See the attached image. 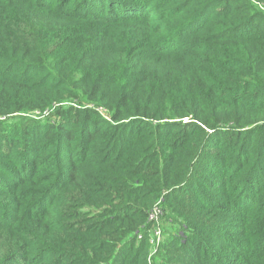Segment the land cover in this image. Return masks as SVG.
Listing matches in <instances>:
<instances>
[{"label": "trees", "instance_id": "1", "mask_svg": "<svg viewBox=\"0 0 264 264\" xmlns=\"http://www.w3.org/2000/svg\"><path fill=\"white\" fill-rule=\"evenodd\" d=\"M0 264H264V0H0Z\"/></svg>", "mask_w": 264, "mask_h": 264}, {"label": "built area", "instance_id": "2", "mask_svg": "<svg viewBox=\"0 0 264 264\" xmlns=\"http://www.w3.org/2000/svg\"><path fill=\"white\" fill-rule=\"evenodd\" d=\"M163 215V210H162V206L160 205V201H158L156 203V205L151 209V211L148 214V222L154 227V235L155 238H151L150 239V244H152L153 247L158 246V242L161 239V231L159 229V222L160 219ZM152 234V236H154ZM141 237L139 236L138 239H140Z\"/></svg>", "mask_w": 264, "mask_h": 264}, {"label": "rangeland", "instance_id": "3", "mask_svg": "<svg viewBox=\"0 0 264 264\" xmlns=\"http://www.w3.org/2000/svg\"><path fill=\"white\" fill-rule=\"evenodd\" d=\"M51 116V113L50 112H44V114H42V115H40V114H38V112H36V113H34L33 115H32V117L33 118H37V119H45V120H47L49 117ZM53 119V116H51V120ZM160 205L162 206V203H161V200H160ZM164 216V213H163V215H162V217ZM161 217V218H162ZM163 219V218H162ZM162 219H161V221L159 222V229H160V231H161V237L160 238H162L163 236H164V233H163V231L161 230V225L164 223V221L162 222ZM147 223H149L148 222V220H147ZM150 224V223H149ZM164 226V225H163ZM164 227H167V225H165ZM151 233H150V235H154V227H151ZM139 237V236H138ZM138 237H137V239H138ZM150 238H155V235L154 236H151ZM160 241L161 240H159V242L158 243H160ZM151 247L154 249V247L152 246V244H151Z\"/></svg>", "mask_w": 264, "mask_h": 264}]
</instances>
